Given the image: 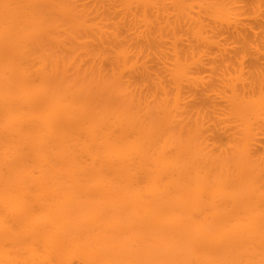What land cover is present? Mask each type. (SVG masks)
<instances>
[{"label": "bare ground", "instance_id": "bare-ground-1", "mask_svg": "<svg viewBox=\"0 0 264 264\" xmlns=\"http://www.w3.org/2000/svg\"><path fill=\"white\" fill-rule=\"evenodd\" d=\"M38 1L0 0V264H264V177L242 172L251 121L264 119V76L254 67L245 78L242 67L252 29L242 28L229 84L238 97L250 80L245 104L228 108L244 128L236 161L206 168L197 150L188 165L167 154L171 112L159 124L123 125V115L47 91L44 76L28 78L26 40L42 22L39 10L23 12ZM215 2L208 7L236 21ZM255 38L264 57V31ZM120 65L119 77L129 62ZM171 75L178 88L180 72Z\"/></svg>", "mask_w": 264, "mask_h": 264}, {"label": "rangeland", "instance_id": "rangeland-1", "mask_svg": "<svg viewBox=\"0 0 264 264\" xmlns=\"http://www.w3.org/2000/svg\"><path fill=\"white\" fill-rule=\"evenodd\" d=\"M176 1L39 0L36 10L23 12L30 18L39 10L42 22L29 35L33 41L26 40V75L44 76L47 91L127 117L123 125L159 124L171 112L164 134L167 154L182 156L188 165L197 150L202 166L232 168L234 139L244 128L230 118L228 108L233 99L245 104L242 93L250 80L239 85L238 97L229 84L237 77L241 62L235 56L248 33L254 45L242 60L244 76L254 67L264 76L255 38L264 31V0H220L236 14L230 23L224 20L228 14L208 7L215 0H179L180 6ZM243 26L252 30L242 31ZM123 57L129 67L119 77ZM174 71L180 72L178 88ZM177 89L180 99L172 109ZM256 119L251 121L248 168L242 172L264 177V119Z\"/></svg>", "mask_w": 264, "mask_h": 264}]
</instances>
